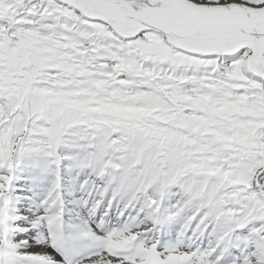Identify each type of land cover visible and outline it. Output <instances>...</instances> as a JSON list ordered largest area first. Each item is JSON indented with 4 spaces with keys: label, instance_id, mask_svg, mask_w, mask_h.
Masks as SVG:
<instances>
[{
    "label": "snow or ice",
    "instance_id": "6c2138e0",
    "mask_svg": "<svg viewBox=\"0 0 264 264\" xmlns=\"http://www.w3.org/2000/svg\"><path fill=\"white\" fill-rule=\"evenodd\" d=\"M0 264H264V0H0Z\"/></svg>",
    "mask_w": 264,
    "mask_h": 264
}]
</instances>
